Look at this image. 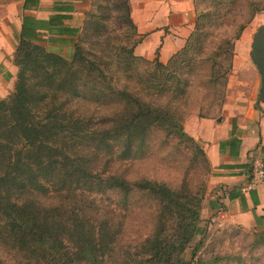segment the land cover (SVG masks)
Segmentation results:
<instances>
[{
    "label": "trees",
    "instance_id": "trees-1",
    "mask_svg": "<svg viewBox=\"0 0 264 264\" xmlns=\"http://www.w3.org/2000/svg\"><path fill=\"white\" fill-rule=\"evenodd\" d=\"M19 1L25 12L43 0ZM48 1L46 19L22 14L14 89L0 99V264H216L220 256L198 254L201 239L190 258L184 256L202 233L206 189L131 179L122 163L146 157L158 132L189 143L208 162L183 126L190 76L198 61L217 63L216 56L225 55L226 86L234 41L258 5L248 1L244 19L242 0H193V29L164 63L158 51L152 60L134 53L140 37L129 0H121V8L130 32L124 31L113 58L89 57L79 42L81 35L102 36L109 0H90L97 11L86 12L82 30L65 21L74 1L86 0ZM229 24L234 30L222 31ZM45 35L54 42L71 38L72 57L48 50L41 43ZM140 63L151 68L141 72ZM108 192L125 209L135 196L154 203L150 232L133 250L118 246L122 222L98 199ZM251 246H264V229L254 232Z\"/></svg>",
    "mask_w": 264,
    "mask_h": 264
},
{
    "label": "rangeland",
    "instance_id": "rangeland-1",
    "mask_svg": "<svg viewBox=\"0 0 264 264\" xmlns=\"http://www.w3.org/2000/svg\"><path fill=\"white\" fill-rule=\"evenodd\" d=\"M175 1L129 0L128 15L136 26L138 37H140V42L134 48L136 55L152 60L156 56V51H158L160 57V50L162 51L163 47L162 33H164V36L171 33L176 39H185L189 31H192L195 17L192 0H188L189 7L184 10V18L176 20L177 27H174L170 22ZM242 1L244 2V6L241 5L244 9V19L247 11L251 8L248 6V1H253L260 9L246 24L239 39L234 41V48L235 45L241 44L239 47L240 51L243 52L245 46V53L250 57L253 35L258 26L264 23V0ZM14 2H19V0H0V5ZM50 9L51 2L49 1L42 3L34 11L37 15H47ZM90 10H96V7L91 5L90 0L76 2L72 18L66 20L65 23L79 27L82 30L86 12ZM102 11L104 13L102 23L105 26L102 36L96 40L92 38L93 36L87 35L82 38L81 35L79 42H81L89 57H94L97 53L104 57L113 58L118 54L119 46L124 41V31L126 30L129 33L130 28L124 26L121 0H109V8ZM33 13L31 11V14ZM108 13L110 17H108ZM172 27L175 32L169 30ZM226 28L231 31L234 30V26L231 24L225 25L222 31ZM41 43L48 50L58 52L68 59L72 57L74 42L71 38L63 42H54L50 41L48 35H45L42 37ZM212 45L210 44L209 49L212 48ZM178 49H173L171 55ZM216 60L217 63L205 59L198 61L190 76V85L187 88L186 98L183 100L186 112L183 126L188 134L185 122L190 115L198 113L201 116L206 115L216 118L221 113L225 93L224 70L229 64V60L225 55L219 57L217 55ZM212 63H214L213 68H211ZM150 68L144 63L138 65V70L141 72ZM195 142L202 147L196 139ZM207 163L203 160L202 155L189 143L178 141L174 137H165L163 133L158 132L150 142L146 157L124 161L122 167L131 179L142 177L155 179L166 182L174 189L178 188L182 181H186L192 191L200 192L206 189L207 193L211 175L209 160ZM98 199L102 204H109L110 209H114L113 215L116 221L120 220L122 222L118 246L133 250L137 243L142 241L150 232L154 215L153 201L135 196L129 202L128 208L125 209L123 204L116 202L115 192L98 196ZM199 224L202 233L197 234L188 244L184 252L186 259L190 258L192 248L201 239L202 244L198 254L205 257L220 256L221 258L216 264H264V246L259 248H252L251 246L254 232L261 230L260 228L246 229L239 225L220 224L217 220L213 221L208 216L201 218Z\"/></svg>",
    "mask_w": 264,
    "mask_h": 264
},
{
    "label": "crops",
    "instance_id": "crops-1",
    "mask_svg": "<svg viewBox=\"0 0 264 264\" xmlns=\"http://www.w3.org/2000/svg\"><path fill=\"white\" fill-rule=\"evenodd\" d=\"M44 2L49 1L43 0L41 4ZM76 2H73L74 7ZM188 7V0L174 2L170 17L174 27H177L176 20L184 18ZM23 13L46 19L51 11L47 15H37L34 10L24 12L21 1L0 5V99L14 89L17 67L13 64V54ZM169 30L175 32L173 27ZM189 33L185 39L162 33L160 61L165 63L171 52L182 47ZM68 39L63 36L55 42ZM240 45L234 48L220 115L212 118L192 114L185 127L201 143L211 166L201 218L208 216L220 224L264 229V181L254 183L251 179L255 161L264 166V102L257 103L260 75L245 53V46L241 52Z\"/></svg>",
    "mask_w": 264,
    "mask_h": 264
},
{
    "label": "water",
    "instance_id": "water-1",
    "mask_svg": "<svg viewBox=\"0 0 264 264\" xmlns=\"http://www.w3.org/2000/svg\"><path fill=\"white\" fill-rule=\"evenodd\" d=\"M250 58L260 75L258 102H264V23L258 26L253 35Z\"/></svg>",
    "mask_w": 264,
    "mask_h": 264
},
{
    "label": "built area",
    "instance_id": "built-area-1",
    "mask_svg": "<svg viewBox=\"0 0 264 264\" xmlns=\"http://www.w3.org/2000/svg\"><path fill=\"white\" fill-rule=\"evenodd\" d=\"M251 179L254 183H260L264 181L263 165L260 161H255Z\"/></svg>",
    "mask_w": 264,
    "mask_h": 264
}]
</instances>
